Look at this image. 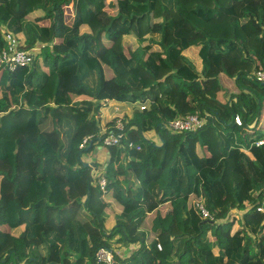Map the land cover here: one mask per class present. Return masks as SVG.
Returning <instances> with one entry per match:
<instances>
[{"label":"trees","instance_id":"16d2710c","mask_svg":"<svg viewBox=\"0 0 264 264\" xmlns=\"http://www.w3.org/2000/svg\"><path fill=\"white\" fill-rule=\"evenodd\" d=\"M10 30L40 50L0 68V264H264V0H0Z\"/></svg>","mask_w":264,"mask_h":264},{"label":"built area","instance_id":"2783aa9c","mask_svg":"<svg viewBox=\"0 0 264 264\" xmlns=\"http://www.w3.org/2000/svg\"><path fill=\"white\" fill-rule=\"evenodd\" d=\"M22 41L23 40L15 35L11 30L5 33L3 37V43L0 42V68L15 71L20 67L32 65L36 54L40 50V47L36 46L32 49H23ZM256 78L258 81L264 82V70H259L256 73ZM234 119L238 126L243 125V119L240 115H236ZM206 121V117L201 116L199 113H194L185 117L175 118L168 123L167 127L172 132L176 133L197 131L205 126ZM124 130L125 121L123 118H119L116 120L114 127L109 130L106 135L99 139L106 147L122 146ZM93 138V135L86 136L79 147L84 149L86 146H90L93 142ZM256 144L257 146L263 145L264 139L257 140ZM130 146L134 147V142H130ZM136 148L139 149L140 146L137 145ZM107 184L108 180L106 176L102 175L99 178V185L104 193L107 191ZM194 205L195 210L203 219L214 220V217L206 207L204 198L196 200ZM257 209L260 212H264V194L262 202ZM158 248L161 250L162 245L158 244ZM96 260L98 264H112L114 263V256L111 250L107 248H101L96 252Z\"/></svg>","mask_w":264,"mask_h":264},{"label":"crops","instance_id":"0c3cea01","mask_svg":"<svg viewBox=\"0 0 264 264\" xmlns=\"http://www.w3.org/2000/svg\"><path fill=\"white\" fill-rule=\"evenodd\" d=\"M49 23V21H48ZM1 89H4L3 87H1ZM264 117V116H263ZM260 121H263L260 120ZM259 121V122H260ZM156 135V138H153V136ZM146 137H149L151 139H153L154 141H158V136L155 132H150L146 134ZM88 159V160H87ZM108 159V153H107V149L103 146L102 148H98L96 150H93L92 152L87 153L86 156H84V160L87 162H94L96 163V161L99 163L100 166H103L106 161ZM96 175L100 173V169L97 170L98 172H96V170H93ZM120 247L119 249V254L124 256L128 253H131L134 249V246L132 245H128V244H120L118 245Z\"/></svg>","mask_w":264,"mask_h":264},{"label":"rangeland","instance_id":"374dc122","mask_svg":"<svg viewBox=\"0 0 264 264\" xmlns=\"http://www.w3.org/2000/svg\"><path fill=\"white\" fill-rule=\"evenodd\" d=\"M111 35H112V38L114 39V38H116L117 33L114 32V31H112V32H111ZM126 48H127V47H126ZM91 50H92L93 52H95L96 48L93 46V47H91ZM126 50H127V49H126ZM54 85H55V84H54ZM220 99L225 100V97H224L223 95H220ZM0 116H2V113L0 114ZM252 126H254V128L257 127L256 124H255V122L252 123L251 128H252ZM6 127H7V128H6ZM6 127H5V129H2V130H3V131H6L7 129L9 130V128H11L12 126H11L8 122H6ZM263 128H264V117H263V121H260V123H259V129L262 130ZM247 134H248V136L251 135V133H249V132L246 133V136H247ZM153 138H156V135H154ZM102 147H103L102 145H98V146L95 147L94 150H96V149H98V148H102ZM84 156H86V154H85ZM87 160H88V159H87ZM239 224H240V222L236 224L235 230L241 227V226H240L241 224H240V225H239ZM213 243H214V238L211 239V244H212V246H213ZM42 251H43V253H46V249H45L44 247L42 248ZM126 255H127V254H126Z\"/></svg>","mask_w":264,"mask_h":264},{"label":"water","instance_id":"95a60500","mask_svg":"<svg viewBox=\"0 0 264 264\" xmlns=\"http://www.w3.org/2000/svg\"><path fill=\"white\" fill-rule=\"evenodd\" d=\"M90 147H91V145L88 146V149H89ZM88 165L96 166L94 162H85V166H88Z\"/></svg>","mask_w":264,"mask_h":264}]
</instances>
